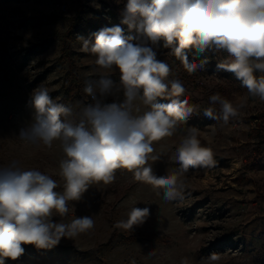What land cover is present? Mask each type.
I'll return each instance as SVG.
<instances>
[{
    "label": "rangeland",
    "instance_id": "374dc122",
    "mask_svg": "<svg viewBox=\"0 0 264 264\" xmlns=\"http://www.w3.org/2000/svg\"><path fill=\"white\" fill-rule=\"evenodd\" d=\"M125 3L0 0V166L19 160L26 168L50 174L60 184L54 191L63 192L59 147L31 149L17 138L32 120L28 101L43 85L59 101L69 92L74 112L92 103L83 87L86 79H98L92 72L95 57L80 50L77 38L94 43L93 33L114 26L123 29L125 38L135 36L136 29L122 23ZM61 5L67 10L62 12ZM68 31L71 57L64 52ZM209 54L213 70L192 74L183 71L171 52L157 54L172 69L169 79L183 82L184 95L196 111L171 137L153 142L152 155L160 157L149 161L154 174L164 176L178 169L170 157L189 127L200 130L202 144L213 152L212 166L185 174L183 198L167 201L163 189L119 169L112 184H94L81 201L73 202L75 216H92L93 230L75 240L62 238L51 249L22 245L23 255L15 261L6 259L5 264H180L185 258L190 264H264V101L250 98L228 126L205 116L208 107L219 112V105L209 102L211 95L220 93L238 103L247 94L233 73L217 67L225 53ZM110 79L114 88L102 104L121 103L119 72ZM132 207H148L146 221L132 230L117 227ZM72 218L69 214L68 220ZM211 254L218 259L210 261Z\"/></svg>",
    "mask_w": 264,
    "mask_h": 264
},
{
    "label": "clouds",
    "instance_id": "9594fccd",
    "mask_svg": "<svg viewBox=\"0 0 264 264\" xmlns=\"http://www.w3.org/2000/svg\"><path fill=\"white\" fill-rule=\"evenodd\" d=\"M121 15L129 30L136 29L135 36L125 38L123 29L114 26L93 33L94 43L77 38L80 50L95 57L92 72L98 79H86L83 87L92 103L74 112L43 85L30 95L32 120L17 138L31 149L59 147L63 192L54 191L60 184L50 174L26 168L19 160L0 166V264L21 257L22 245L51 249L62 238L75 240L93 230L92 216H75L73 202L81 201L94 184H112L119 169L163 189L164 199L172 201L183 198L189 169L214 164L213 152L202 144L196 127L187 128L170 157L178 169L157 176L149 164L160 159L152 155L153 142L171 137L196 111L180 99L183 82L169 79L170 65L157 58L161 47L171 49L189 74L203 70L209 61L206 53H226L217 67L233 73L247 94L238 103L220 93L211 95L209 102L219 105V112L206 108L208 118L228 126L250 98L264 101V75H256L264 74V0H126ZM189 50L203 58L189 62ZM116 71L124 99L102 104L113 91L110 76ZM162 97L171 100L158 102ZM149 214L148 207H132L128 218L116 226L132 230ZM217 259L216 254L209 257ZM180 264L190 261L185 258Z\"/></svg>",
    "mask_w": 264,
    "mask_h": 264
},
{
    "label": "trees",
    "instance_id": "16d2710c",
    "mask_svg": "<svg viewBox=\"0 0 264 264\" xmlns=\"http://www.w3.org/2000/svg\"><path fill=\"white\" fill-rule=\"evenodd\" d=\"M69 35H70V32L68 31V33L66 35V38L67 39L65 40V44H64V46H65L64 47V52H66V56L67 57H71V51H70V48H69V40H68ZM168 52H171V49H164V48L161 47L160 50H159V53L160 54H164V53H168ZM206 55L209 58L208 63L204 66L203 70H201V71L198 70L195 73L213 70V68L211 67L212 65L210 63V60L212 61L213 60V57L209 53H206ZM202 58H203L202 56L201 57L195 56L194 50H189L188 51V59H189V62H192L193 60H196V62H198L199 59H202ZM182 68H183V71L187 72V70L183 67V64H182ZM72 99L73 98L69 94V92H66L65 95H64V97H63V99H62V101H60V102H62L65 105L69 106V104L71 103ZM180 99L181 100H185V99L187 100V98L185 97V95L181 96ZM170 100H171V98H167V97L158 98V102H160V103H169ZM263 142H264V139H263Z\"/></svg>",
    "mask_w": 264,
    "mask_h": 264
},
{
    "label": "built area",
    "instance_id": "2783aa9c",
    "mask_svg": "<svg viewBox=\"0 0 264 264\" xmlns=\"http://www.w3.org/2000/svg\"><path fill=\"white\" fill-rule=\"evenodd\" d=\"M60 9H61V11L62 12H64V11H66L67 10V8H66V6L65 5H61L60 6ZM226 57V53H225V56H224V58Z\"/></svg>",
    "mask_w": 264,
    "mask_h": 264
}]
</instances>
